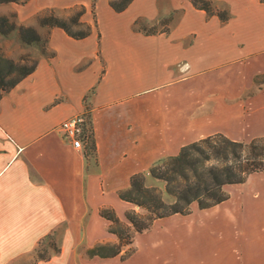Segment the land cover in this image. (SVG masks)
I'll list each match as a JSON object with an SVG mask.
<instances>
[{"label":"crops","instance_id":"0c3cea01","mask_svg":"<svg viewBox=\"0 0 264 264\" xmlns=\"http://www.w3.org/2000/svg\"><path fill=\"white\" fill-rule=\"evenodd\" d=\"M208 1L228 20L192 0H133L121 12L106 0L86 38L50 29L47 55H36L35 71L0 100V264H130L135 254L102 259L87 250L118 243L101 208L123 221L139 210L118 195L133 175L212 135L264 137V63L255 62L264 55V3ZM79 114L94 157L88 143L76 150L60 131ZM252 124L257 133L239 138ZM225 192L221 204L193 203L188 215L159 219L182 223L131 264H264V173ZM203 214L208 221H189ZM50 235L59 253L38 260Z\"/></svg>","mask_w":264,"mask_h":264},{"label":"trees","instance_id":"16d2710c","mask_svg":"<svg viewBox=\"0 0 264 264\" xmlns=\"http://www.w3.org/2000/svg\"><path fill=\"white\" fill-rule=\"evenodd\" d=\"M21 0H0V5L19 3ZM133 0H121L122 4L112 2L110 5L116 12L125 10ZM264 3V0H260ZM195 8L209 15L217 14L221 20H228L227 13L216 12L211 3L206 0H192ZM40 26L64 30L71 38L82 40L90 34L75 33L68 22L55 15L40 19ZM17 31L20 42L26 46H37L42 55H47V43L33 27L16 26L7 16H0V35L10 36ZM19 67L13 60L0 56V88L6 94L23 79L30 76L36 69ZM20 70L19 77L10 84H4L5 78ZM3 94L0 95V100ZM92 143V144H91ZM88 156L94 157L96 147L93 138L89 136ZM202 145L208 146V151L197 153ZM216 161L217 164H208ZM255 173H264V137L253 139L249 143L231 140L223 134L206 137L198 142L184 146L176 156L153 165L146 173L135 174L130 180V187L121 190L118 195L123 202L132 204L142 213L129 210L125 213V221L120 219L111 207L99 210L102 218L110 222L108 232L117 237V244L98 243L87 250L90 258H114L121 255L122 260L132 256L136 235L151 229L154 222L174 214L188 215L193 203H198L200 209H207L228 200L225 187L243 184ZM161 181L165 184L164 194L157 188L148 186L147 181ZM46 246V249L43 247ZM47 248L54 254L59 253L53 236H48L36 248L38 260H48ZM127 249V251H125ZM45 251V252H44Z\"/></svg>","mask_w":264,"mask_h":264},{"label":"rangeland","instance_id":"374dc122","mask_svg":"<svg viewBox=\"0 0 264 264\" xmlns=\"http://www.w3.org/2000/svg\"><path fill=\"white\" fill-rule=\"evenodd\" d=\"M51 2H46V0H21L19 3H10L0 5V16H7L12 23L16 26H26L35 28L38 33L42 36L45 43L48 44V32L51 28L40 26V19L44 17H49L55 15L61 19H64L68 22L69 27L75 33H85L88 29H97L98 27V14L96 7L99 2L101 3V14L102 20L104 18V11L106 8V0H49ZM208 1V0H206ZM222 1V0H220ZM59 5H58V3ZM112 2H118L122 4L121 0H112ZM210 2V1H209ZM211 3V2H210ZM213 9H215L214 2L211 3ZM221 13H224L223 11ZM172 16H170L171 18ZM169 18V17H168ZM169 18V19H170ZM167 19V20H169ZM86 21H89V24H86ZM170 20L167 21L169 24ZM162 29L161 26H156L150 28L149 32H154ZM164 29H168L166 26ZM41 54V49L37 46H26L22 44L18 38L17 31L13 32L8 37H3L0 35V56H4L10 60H13L19 67L30 68L36 63V55ZM254 62V61H253ZM255 62L264 63V55L260 56ZM254 62V63H255ZM20 70L16 73L10 74L5 78L4 84H10L17 77H19ZM1 81V80H0ZM258 84L264 82V76L259 77L257 80ZM186 85L181 86L183 93ZM5 93L0 88V95ZM88 135L92 137V133L88 129ZM257 133L255 124L247 126L244 133L240 131L239 138L246 139L249 136H253ZM89 142V141H88ZM92 144V143H91ZM203 151V153L208 151V146L202 145L201 149L197 152L198 154ZM217 164L218 162L212 161L208 164ZM148 186L155 187L159 192L164 194L165 184L161 181H153L148 179ZM244 187V185H241ZM228 187V186H226ZM240 186L236 187L235 190H240ZM251 187H248L249 189ZM234 189V188H231ZM242 189V188H241ZM195 208H199L198 203H194ZM139 213H142L140 210H135ZM199 211V210H198ZM192 212V207H191ZM210 214H203L202 218H198L196 215L195 218L189 219V221L199 222L208 221L207 218ZM193 216V217H194ZM182 219L179 217L172 216L165 220H158L153 224L150 230L136 235L134 247L136 249L135 256L130 261L131 263H137L143 260L144 256H149L152 253L153 249L158 245L159 241L162 240V237L173 236L176 232L177 224H181ZM45 245L43 249H46ZM127 251V249H125ZM45 252V251H44ZM53 250L49 248L48 255H51ZM133 254V255H134ZM21 264H31V261H25ZM106 264H121L119 261L111 260L107 261Z\"/></svg>","mask_w":264,"mask_h":264},{"label":"built area","instance_id":"2783aa9c","mask_svg":"<svg viewBox=\"0 0 264 264\" xmlns=\"http://www.w3.org/2000/svg\"><path fill=\"white\" fill-rule=\"evenodd\" d=\"M62 135L72 142L76 150H80L89 141L88 125L85 114L76 115L60 126Z\"/></svg>","mask_w":264,"mask_h":264}]
</instances>
